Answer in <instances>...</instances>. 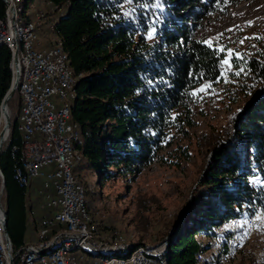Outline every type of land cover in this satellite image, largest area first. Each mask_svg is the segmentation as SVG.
<instances>
[{
    "label": "trees",
    "instance_id": "16d2710c",
    "mask_svg": "<svg viewBox=\"0 0 264 264\" xmlns=\"http://www.w3.org/2000/svg\"><path fill=\"white\" fill-rule=\"evenodd\" d=\"M31 1L34 0H27V7ZM235 1L159 0L168 18L157 39L151 41L149 33L153 27L147 25L146 15L140 13L131 19L126 9L136 4L153 6L157 0H48L55 11L65 7L67 10L52 32L61 41L69 68L78 79L72 121L78 127L76 148L82 160L74 175L85 188L89 213L84 172L96 174L100 183L139 174L171 146L167 136L172 129L191 123L188 118L182 120L183 114L191 113V93L202 83L218 80L224 60L221 52L214 51L215 45L209 47L207 42L194 37L193 23L225 10ZM21 10L24 13L20 17L24 19L27 12L25 8ZM6 12L7 6L0 0V17L5 18ZM12 56L13 47L0 49L1 121L2 103L14 80ZM263 60L264 53L252 57L244 71L233 66L226 80L239 88L253 82L262 86ZM16 100L18 114L12 118L0 158L5 182L2 190L0 179V189L4 191L2 205L7 211L5 224L13 248L19 251L27 244L37 243V233L50 213L40 210V198L31 202L29 190L34 185L26 188L15 179L24 146L19 130L22 100L18 92L9 102L10 109ZM253 100L245 106V115L231 140L227 134H232V124L217 135L212 162L198 185L201 189L196 192L184 221L167 241V253L155 258L156 263L161 260L162 264L166 258V264H197L201 252L198 237H212L216 228L230 220L245 218V206L250 208L253 204L252 179L259 177L264 181V97L257 100L256 94ZM37 212L43 217H37ZM29 228L32 241L27 240ZM61 229V226L53 228V236ZM45 241L48 235L40 236L37 244ZM142 245L145 244H133L130 251ZM86 255L87 260L99 257ZM87 260L85 264H95Z\"/></svg>",
    "mask_w": 264,
    "mask_h": 264
},
{
    "label": "rangeland",
    "instance_id": "374dc122",
    "mask_svg": "<svg viewBox=\"0 0 264 264\" xmlns=\"http://www.w3.org/2000/svg\"><path fill=\"white\" fill-rule=\"evenodd\" d=\"M26 2L17 0L18 8H25L26 15L31 18L28 20L25 15L21 25L34 21L36 15L42 14L43 21L37 33L35 48L46 50L40 46L44 41L52 48L56 41L52 27L66 16V7L57 12L48 0L31 1L28 7ZM126 12L131 19L140 13L146 15L149 20L147 25L155 29L154 34L153 28L149 33L151 41L157 39L168 18L163 5H128ZM192 30L196 39L211 42L217 48L231 50L234 54L231 57L232 68L226 71L227 66L223 63L222 75L218 80L202 83L195 88L194 91L199 92L201 87L211 85L207 92H199L198 97H193L189 103L191 113L181 114L183 121L188 118L191 123L184 126L180 124L169 132L167 139L171 146L159 154L154 164L139 174L122 175L106 183H100L98 176L92 172L82 174L89 191V216L96 226L90 227V230L99 242L108 245L124 243L129 246L143 243L145 245L140 247L159 249L167 243L184 221L192 200L196 198V192L201 189L198 185L212 162V148L218 139L217 135L223 130L225 132L229 128L228 124H232V134H227V139L231 140L240 118L245 115V106L254 101L256 94L257 100L264 97V83L262 86H257L256 82L253 85H241L246 87L243 91L241 87H234L226 80L233 66L237 65L239 71H244L252 57L264 53V0H236L225 10L194 22ZM236 54L243 59H237ZM221 55L226 58L225 53L221 52ZM250 90L251 94L248 93ZM17 102L11 109L9 107L11 121L18 112ZM251 188L255 189L253 204L250 208L249 205L245 206L243 220L233 219L216 228L213 233L215 238H197L198 242L207 246L206 257L210 264H264V207L257 205L264 193V181L259 177L253 178ZM39 192L41 194V190ZM3 205L2 209L5 210L6 206ZM36 216L43 217L39 212ZM30 232L31 228L27 235L28 241H32ZM114 235L119 239H114ZM78 256L87 260L83 251L77 255V261ZM123 257V253L112 256ZM104 259L99 256L87 261L102 264ZM160 261L152 264H159Z\"/></svg>",
    "mask_w": 264,
    "mask_h": 264
},
{
    "label": "bare ground",
    "instance_id": "6f19581e",
    "mask_svg": "<svg viewBox=\"0 0 264 264\" xmlns=\"http://www.w3.org/2000/svg\"><path fill=\"white\" fill-rule=\"evenodd\" d=\"M4 3L7 6L6 21L7 31H15L18 39L16 43L3 42L0 44V49L3 46H11L14 48L13 56V70L14 78L16 74V65L14 58L17 56L19 68V82L17 91L22 93V100H29V90H24L25 85H32V81L35 78V71H37V77H45L43 83V93L48 96L57 97V101H63L64 106H61L62 118L65 123L64 132L60 129H53V137L57 140H64V133L69 135V142L65 145H55V153L63 154L66 158V163H69V169L67 173V183L70 185V189L77 197L79 204H84L86 217L91 221L89 212L86 206L85 188L77 183L74 175V170L78 163L81 162L82 156L79 154L76 148V142L78 139V127L72 121V102L75 100V88L78 84V79L72 74L68 61L67 54L64 51L61 41L56 39L55 45L52 48L46 50H38L35 48V41L37 33L40 30L43 21V15L38 14L34 21H29L27 24L21 25L22 18L20 17L21 8H18L17 0H6ZM11 7L15 8V13L10 11ZM45 20V19H44ZM25 25V26H24ZM43 53L45 56L40 55ZM46 59V69L48 74H45V69H39V66H44ZM20 67L22 68V76H20ZM14 81V80H13ZM56 87L58 90H56ZM35 94H42V86H34ZM9 115L10 111L8 109ZM3 116H1L2 118ZM19 119H24V108L21 109ZM1 121V120H0ZM6 115L0 123V144L1 137L5 132ZM33 144L41 143V134L32 133ZM75 160V161H73ZM49 169H60L59 159L49 160ZM1 176V173H0ZM4 190V182L1 177ZM29 188L31 185H21ZM255 190V189H254ZM42 196L47 201V190H41ZM255 196V195H254ZM257 203L258 207H264V193ZM3 210V209H2ZM0 239L6 237L5 230L6 224L4 217H0ZM61 226L62 229L57 232L55 236H60L62 239L57 240L53 245L46 246L44 250H38V248H31L30 251L22 256L21 262L18 264H59L54 262L57 256L68 255L70 261H75L74 254L83 251L86 254L99 255L105 257L102 264H141V262L147 261L148 264L156 263L155 258L161 257L168 250V244L165 243L162 247L153 248L150 246L139 247L134 251H130L132 246L125 245L124 243H118L116 245H108L103 242H99L92 234L90 228H82L78 225H70L67 228L64 224H56L54 228ZM216 237V236H215ZM214 235L212 238H215ZM91 240L94 244L89 242ZM48 242V241H46ZM199 243L201 252L197 256V264H210L206 257L208 251L207 246L203 243ZM7 244L12 246L11 239L7 237ZM41 244V243H40ZM96 245H105L106 249L102 247H96ZM210 249V247H209ZM28 247L19 251H27ZM213 250V249H212ZM123 253V258H112L113 255ZM211 258V257H210ZM213 258V257H212ZM14 261V257L9 251H2L0 247V264H11ZM167 259L164 258L162 264H166ZM212 261V260H211Z\"/></svg>",
    "mask_w": 264,
    "mask_h": 264
},
{
    "label": "built area",
    "instance_id": "2783aa9c",
    "mask_svg": "<svg viewBox=\"0 0 264 264\" xmlns=\"http://www.w3.org/2000/svg\"><path fill=\"white\" fill-rule=\"evenodd\" d=\"M18 36L20 35H16L15 31H7L6 18L0 17V44L3 42L16 43ZM40 55L45 56L43 53ZM22 68L20 67V76H22ZM39 69H45V74H48L46 59L44 66H39ZM43 83L52 82H45V77H37V71H35L32 85H25L24 89L29 90V100H22V93L19 94L22 100L21 108H24V119H19V130L22 133L24 146L23 158L15 171V179L20 185H34V196H30L31 202L38 201V190H47V201H38V205L40 210L49 212L50 217L45 220L38 233L48 235V242L31 243L27 251H18L7 244V237L1 236L0 247L2 251L11 252L15 264L20 263L22 256L26 255L31 248L44 250L46 246L53 245L57 240L62 239L60 236H53V228L56 224H64L67 228L70 225H78L86 230L89 227H96L86 217L84 204H79L76 195L67 183L69 163H66L63 154L55 153V145H65L69 142V135L66 133H64V140H57L53 137V129H60L64 132L65 123L61 113V106H64V103L57 101V97L45 95ZM34 86H42V94H35ZM56 90H58L57 87ZM32 133L41 134L40 144H33ZM51 159H59L60 169H49ZM3 193L4 191L0 189V217H6L7 212L2 210ZM89 242L94 244L91 240ZM96 247L106 249L105 245H96ZM84 259V257H79V261H70L68 255H64L57 256L54 262L85 264ZM127 264H130V261ZM141 264L148 263L144 261Z\"/></svg>",
    "mask_w": 264,
    "mask_h": 264
},
{
    "label": "water",
    "instance_id": "95a60500",
    "mask_svg": "<svg viewBox=\"0 0 264 264\" xmlns=\"http://www.w3.org/2000/svg\"><path fill=\"white\" fill-rule=\"evenodd\" d=\"M3 1H6V0H3ZM10 11L12 13L16 12L14 7H11ZM14 63L16 65L15 78H14L13 84L11 86V89L7 93L5 99H4L3 103H2V107H1V116L6 115V126H5V132L2 135V137H1L0 158H1V154L3 152L4 145H5V143L7 142L8 138H9V134H10V130H11L12 121H11V117H10L9 112H8L9 102L15 96L17 88H18V82H19V68H18V57L17 56H15V58H14ZM0 173H1V177L3 178V182H4V176H3V173L1 171V168H0ZM5 234H6V237L11 239L10 235H9V231H8V226L7 225H6ZM11 264H15L14 261H12Z\"/></svg>",
    "mask_w": 264,
    "mask_h": 264
},
{
    "label": "snow or ice",
    "instance_id": "6c2138e0",
    "mask_svg": "<svg viewBox=\"0 0 264 264\" xmlns=\"http://www.w3.org/2000/svg\"><path fill=\"white\" fill-rule=\"evenodd\" d=\"M156 6H157V7H160L159 0H157V4H156ZM153 23H155V21H154ZM154 31H155V29L153 28V34H154ZM208 46H209V47H212V43H211V42H208ZM214 51H218V52L225 53L226 58L223 60V63L227 66V67H226V71L231 70V68H232L231 57L234 55V54L231 52V50H225V49H223V48H217V49H214ZM236 58H237V59H243V57L240 56L239 54H236ZM241 71H243V69H241ZM235 74H236V75H239L240 72H236ZM210 88H211V85H205V86H203V87H201V88L199 89V92H207ZM199 92L193 91V92L191 93V95H192L193 97H198Z\"/></svg>",
    "mask_w": 264,
    "mask_h": 264
},
{
    "label": "crops",
    "instance_id": "0c3cea01",
    "mask_svg": "<svg viewBox=\"0 0 264 264\" xmlns=\"http://www.w3.org/2000/svg\"><path fill=\"white\" fill-rule=\"evenodd\" d=\"M37 41H38V37L36 38V41H35V45H36V43H37ZM40 46H41V48L42 49H49L50 48V45L46 42V41H44L43 43H41L40 44ZM30 188V187H29ZM29 193H30V196H34V187H32L30 190H29ZM42 194V193H41ZM40 194V192H39V190H38V198H40L42 201H45L44 200V198H43V196ZM42 197H41V196ZM39 199V200H40ZM31 234H32V231L30 232ZM40 236L42 237L43 235H41L40 233H37V238H38V240H37V243L39 242V240H40ZM30 237H32V235L30 236ZM111 241V240H110ZM37 243H35V244H37ZM31 244V243H30ZM30 244H27L26 245V247H28V246H30ZM34 244V243H33ZM25 247V248H26ZM80 256H78V258H79ZM73 258L75 259V261H77V253L76 254H74V256H73ZM100 264V263H99Z\"/></svg>",
    "mask_w": 264,
    "mask_h": 264
}]
</instances>
